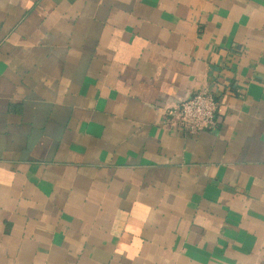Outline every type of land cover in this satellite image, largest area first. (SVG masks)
Returning a JSON list of instances; mask_svg holds the SVG:
<instances>
[{
  "label": "crops",
  "instance_id": "1",
  "mask_svg": "<svg viewBox=\"0 0 264 264\" xmlns=\"http://www.w3.org/2000/svg\"><path fill=\"white\" fill-rule=\"evenodd\" d=\"M0 264H264V0H0Z\"/></svg>",
  "mask_w": 264,
  "mask_h": 264
},
{
  "label": "built area",
  "instance_id": "2",
  "mask_svg": "<svg viewBox=\"0 0 264 264\" xmlns=\"http://www.w3.org/2000/svg\"><path fill=\"white\" fill-rule=\"evenodd\" d=\"M220 100L214 91L203 88L189 99L167 109V121L176 124L186 134L197 135L218 127Z\"/></svg>",
  "mask_w": 264,
  "mask_h": 264
}]
</instances>
